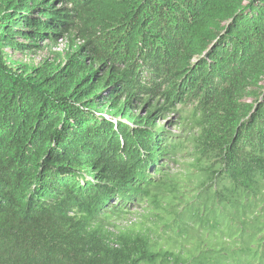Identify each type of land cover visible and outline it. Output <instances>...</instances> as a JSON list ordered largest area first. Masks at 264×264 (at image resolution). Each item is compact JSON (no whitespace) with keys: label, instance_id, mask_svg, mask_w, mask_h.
<instances>
[{"label":"trees","instance_id":"1","mask_svg":"<svg viewBox=\"0 0 264 264\" xmlns=\"http://www.w3.org/2000/svg\"><path fill=\"white\" fill-rule=\"evenodd\" d=\"M0 264H264V0H0Z\"/></svg>","mask_w":264,"mask_h":264},{"label":"rangeland","instance_id":"2","mask_svg":"<svg viewBox=\"0 0 264 264\" xmlns=\"http://www.w3.org/2000/svg\"><path fill=\"white\" fill-rule=\"evenodd\" d=\"M20 42L27 43L26 40H19ZM76 45H81V40H75ZM71 52L69 48V43L67 40H57L53 44L47 42L38 43L37 47H32L31 49L24 50L20 53H8L13 56V61L19 63L21 65H27L29 67L41 65L44 61L48 60V62L59 63L64 61L66 56ZM175 121V118L169 117L168 122ZM172 128V127H169ZM176 132V130H174ZM172 167V166H170ZM172 170L176 169L175 167L171 168ZM180 168L177 167V170ZM135 212L133 211V215L128 217V220L133 221V225H137L140 222L139 218V209ZM123 225V223H120ZM149 224V223H145Z\"/></svg>","mask_w":264,"mask_h":264}]
</instances>
